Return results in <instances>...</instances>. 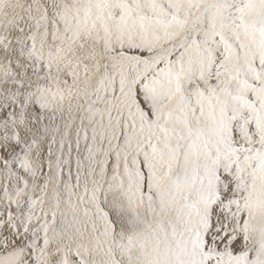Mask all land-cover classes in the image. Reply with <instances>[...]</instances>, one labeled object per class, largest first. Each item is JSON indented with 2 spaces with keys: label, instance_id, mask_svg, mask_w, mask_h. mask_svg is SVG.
I'll list each match as a JSON object with an SVG mask.
<instances>
[{
  "label": "snow or ice",
  "instance_id": "6c2138e0",
  "mask_svg": "<svg viewBox=\"0 0 264 264\" xmlns=\"http://www.w3.org/2000/svg\"><path fill=\"white\" fill-rule=\"evenodd\" d=\"M0 264H264V0H0Z\"/></svg>",
  "mask_w": 264,
  "mask_h": 264
}]
</instances>
